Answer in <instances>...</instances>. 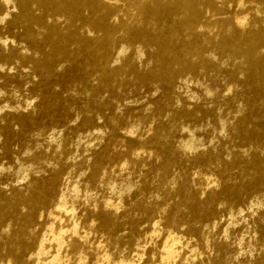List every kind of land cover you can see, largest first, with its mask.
Here are the masks:
<instances>
[{"label": "rangeland", "instance_id": "rangeland-1", "mask_svg": "<svg viewBox=\"0 0 264 264\" xmlns=\"http://www.w3.org/2000/svg\"><path fill=\"white\" fill-rule=\"evenodd\" d=\"M110 1L113 24L125 10ZM215 5V17L242 14L246 30L264 24V12L240 10L233 0ZM32 10L48 25L67 26L62 15ZM89 17L83 12L75 26ZM7 20L0 22V199L18 201L0 219V264H12L8 238L27 210L19 199L45 187L57 169L64 181L58 194L64 190L67 205L86 220L79 229L86 257L62 252L54 264H264V91L250 84L239 57L202 47L206 67L177 71L169 62L159 76L156 47L128 44L119 34L108 53L120 71L107 82L87 67L85 51L49 72L36 66L32 59L49 52L42 31L32 28L34 45L23 25ZM80 33L91 45L100 37ZM98 211L109 227L92 217ZM42 221L30 230L27 264H35ZM46 250L39 264L54 247Z\"/></svg>", "mask_w": 264, "mask_h": 264}, {"label": "bare ground", "instance_id": "bare-ground-1", "mask_svg": "<svg viewBox=\"0 0 264 264\" xmlns=\"http://www.w3.org/2000/svg\"><path fill=\"white\" fill-rule=\"evenodd\" d=\"M119 1L124 7L125 18H120L111 24L107 19L115 4L110 0H0V10H2L0 22L9 16L8 25H23L26 37L34 45L37 40L32 28L37 27L42 31L41 40L49 47V52L41 61L32 59V62L48 72L52 70L56 61L74 59L85 51L90 55L87 67L96 73L100 80L115 81L120 68L110 67L112 64L109 65L108 52L114 45L116 36L121 34L128 44L138 40L156 47L153 62L156 67L155 72L159 76H165L169 62L178 67L177 71L206 67L208 60L202 57L201 50L202 47L212 46L217 52L226 53L230 57H239L240 68L245 76L249 77L250 84L264 91V24L256 30H246L243 26L242 14L231 18L215 17L216 0ZM218 1L225 6L229 0ZM233 1L235 7L240 10L247 6L255 12H264V0ZM9 3H12V8L18 9L17 14H12ZM32 6L49 11L51 15H62L67 21L66 28L60 30L53 24H46L40 16L34 14ZM85 11L90 13L89 19L86 23L75 26L77 20H82ZM129 19H132V22ZM164 22L168 23L163 27V31H159ZM261 22H264V18ZM79 29L80 32L83 29L100 32V37L94 39L91 45L90 39L81 36ZM0 43L4 44L1 35ZM71 46H74V50ZM155 142L158 143L159 139H155ZM97 171L98 167L94 166L89 178L93 179ZM62 175V169L54 170L45 187L36 185L27 197L19 199L27 210L17 226L10 231L8 238L10 263L27 264L24 253L32 245L30 230L40 224L38 221L41 217H43L41 225L45 230L34 245V252L31 253L34 255L32 257L35 264H39L41 256L48 253L47 245L53 246L54 252L49 255L46 262H41L42 264H54L58 261L60 263L62 252L77 253L79 260L86 257L83 250L84 240H82L84 234L81 236L79 230L80 224L85 223L86 220L81 219L73 205H67L64 190L58 194L59 186L64 183ZM2 200L0 199V219L8 212L13 213L12 208L18 201V196L14 195ZM190 207L206 210L203 202H192ZM102 214L105 213L98 211L92 214V217L98 220L100 227L107 228L111 220L107 217L106 222H102ZM48 249L51 251L50 248ZM174 252L171 245L166 253L171 255Z\"/></svg>", "mask_w": 264, "mask_h": 264}]
</instances>
